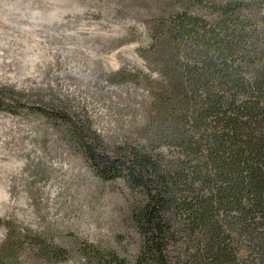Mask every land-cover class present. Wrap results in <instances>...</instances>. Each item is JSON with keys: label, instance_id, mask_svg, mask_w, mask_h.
<instances>
[{"label": "trees", "instance_id": "1", "mask_svg": "<svg viewBox=\"0 0 264 264\" xmlns=\"http://www.w3.org/2000/svg\"><path fill=\"white\" fill-rule=\"evenodd\" d=\"M184 2L153 35L163 81L145 142L108 147L88 119L0 89V110L45 116L99 177L136 193V261L87 242L90 264H264V0ZM34 241L42 259L69 254Z\"/></svg>", "mask_w": 264, "mask_h": 264}, {"label": "rangeland", "instance_id": "2", "mask_svg": "<svg viewBox=\"0 0 264 264\" xmlns=\"http://www.w3.org/2000/svg\"><path fill=\"white\" fill-rule=\"evenodd\" d=\"M185 8L184 0H0V89L88 119L108 147L145 142L163 81L153 35ZM135 196L122 179L99 177L45 116L0 110V264H90L87 242L134 263ZM35 238L67 258H40Z\"/></svg>", "mask_w": 264, "mask_h": 264}]
</instances>
